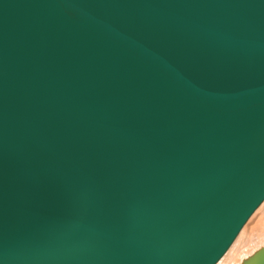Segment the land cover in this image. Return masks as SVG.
I'll return each mask as SVG.
<instances>
[{
    "label": "water",
    "instance_id": "water-1",
    "mask_svg": "<svg viewBox=\"0 0 264 264\" xmlns=\"http://www.w3.org/2000/svg\"><path fill=\"white\" fill-rule=\"evenodd\" d=\"M263 202L264 0H0V264H217Z\"/></svg>",
    "mask_w": 264,
    "mask_h": 264
},
{
    "label": "bare ground",
    "instance_id": "bare-ground-1",
    "mask_svg": "<svg viewBox=\"0 0 264 264\" xmlns=\"http://www.w3.org/2000/svg\"><path fill=\"white\" fill-rule=\"evenodd\" d=\"M258 209L252 216L257 211L258 213L253 218L251 216L252 220L250 218V222L246 223L247 226L246 224L243 226L238 234V239L227 250L229 252H226L227 254L217 264H243L247 259L249 260L253 253L255 254L264 246V205L260 210Z\"/></svg>",
    "mask_w": 264,
    "mask_h": 264
},
{
    "label": "rangeland",
    "instance_id": "rangeland-1",
    "mask_svg": "<svg viewBox=\"0 0 264 264\" xmlns=\"http://www.w3.org/2000/svg\"><path fill=\"white\" fill-rule=\"evenodd\" d=\"M262 205H264V203H263ZM262 205L260 206V208H259L258 210H260V209L262 208ZM261 211H262V210H261ZM257 213H258V211L252 216V218H253ZM258 215H259V214H258ZM252 218H251L250 220H252ZM250 220H249L248 222H250ZM247 224H248V223H247ZM247 224H246V226H247ZM246 226H245V227H246ZM237 239H238V238H237ZM234 243H235V242H234ZM259 250H260V249H259ZM228 252H229V251H228ZM228 252H227V253H228ZM227 253H226V254H227ZM255 254H256V253H255ZM255 254L253 253L252 256H254ZM252 256H251V257H252ZM251 257H250V258H251ZM250 258H249V259H250ZM247 260H248V259H247Z\"/></svg>",
    "mask_w": 264,
    "mask_h": 264
}]
</instances>
